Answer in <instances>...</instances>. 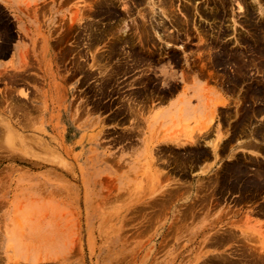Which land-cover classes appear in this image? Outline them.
<instances>
[{"label":"rangeland","instance_id":"obj_1","mask_svg":"<svg viewBox=\"0 0 264 264\" xmlns=\"http://www.w3.org/2000/svg\"><path fill=\"white\" fill-rule=\"evenodd\" d=\"M155 1L18 0L0 264H264V0ZM15 28L0 4L1 60Z\"/></svg>","mask_w":264,"mask_h":264},{"label":"bare ground","instance_id":"obj_2","mask_svg":"<svg viewBox=\"0 0 264 264\" xmlns=\"http://www.w3.org/2000/svg\"><path fill=\"white\" fill-rule=\"evenodd\" d=\"M84 1H85V0H84ZM88 1H90V0H86V2H87L86 4H88ZM105 1H106V0H105ZM125 1H126V0H125ZM161 1H162V0H161ZM167 1H168V0H166V2H167ZM171 1H172V0H171ZM247 1H248V0H247ZM107 2H108V1H107ZM146 2H147V1H146ZM151 2H152V5H153L152 7H153V9H155V10H156L157 7L160 5V4L158 5V4H157V1H155V0H151ZM151 2H149V3H151ZM164 2H165V1H163V3H164ZM220 2H221V0H220ZM248 2H249V1H248ZM260 2H261V1H260ZM263 2H264V1H263ZM93 3H94V2H93ZM159 3H161V2L159 1ZM173 3H174V2H173ZM238 3H239V0H238ZM249 3H250V2H249ZM84 4H85V3H84ZM125 4H126V3H125ZM140 4H141V3H140ZM140 4H139V5H140ZM166 4H167V3H166ZM170 4H171V3H170ZM241 4H242V3H239V8H242V7H243V5H241ZM88 5H89L90 7H92V6H91L92 4H91V5L88 4ZM120 5H121V4H120ZM148 5H149V4H148ZM89 6H87V7H89ZM160 6L163 7L164 5H160ZM165 6H166V5H165ZM165 6H164V7H165ZM245 6H246V3H245ZM127 7H128V6H127ZM169 7H170V5H169ZM210 7H211V6H210ZM252 7H253V6H252ZM84 8L88 10V8H86V7H84ZM92 8H93V7H92ZM166 8H168V7H166ZM141 9H143V8H141ZM151 9H152V8H150L149 10H151ZM163 9H164V8H163ZM170 9H171V8H170ZM196 9H197V8H196ZM209 9H210V8H209ZM122 10H125V9H122ZM126 10H127V9H126ZM144 10H145V9H143V12H144ZM161 10H162V9H161ZM172 10H173V9H172ZM172 10H169V11H172ZM206 10H207V8H206ZM206 10H205V11H206ZM210 10H211V9H210ZM77 11H78V10H77ZM128 11H129V9H128ZM128 11H127V13H128ZM138 11H140V10H138ZM141 11H142V10H141ZM169 11H168V9H167V12H169ZM190 11H191V10H190ZM197 11H199V10H197ZM88 12H89V11H88ZM88 12H87V13H88ZM125 12H126V11H125ZM130 12H131V11H130ZM130 12H129V13H130ZM167 12H165V13H167ZM192 12H193V11H192ZM115 13H116V12H115ZM117 13H118V12H117ZM117 13H116V14H117ZM121 13H122V12H121ZM129 13H128V14H129ZM144 13H145V12H144ZM244 13H245V12H244ZM76 14H77V12L75 13V17H77ZM83 14H84V13H83ZM88 14H89V13H88ZM91 14H92V13H91ZM118 14H119V13H118ZM138 14H140V13H138ZM152 14H153V13H152ZM199 14H201V13H199ZM202 14H204V13H202ZM125 15H126V14H125ZM125 15H124V16H125ZM72 16H73V15H72ZM72 16H71V20H70L71 22L73 21V20H72V19H73ZM83 16H84V15H83ZM103 16H104V15H103ZM121 16H123V15H121ZM145 16H146V15H143L142 17H145ZM167 16H168V15H167ZM170 16H171V15H170ZM73 17H74V16H73ZM85 17H86V16H85ZM89 17H90V16H89ZM101 17H102V16H101ZM175 17H176V16H175ZM175 17H174V18H175ZM202 17H203V16H202ZM213 17H214V16H213ZM213 17H212V18H213ZM80 18H81V17H80ZM80 18H79V19H80ZM82 18H83V17H82ZM92 18H93V17H92ZM146 18H147V17H146ZM149 18H150V19L154 18V20H155L156 17H155V15H154V17L151 18V16H150V17H148V19H149ZM159 18H160V17H159ZM186 18H187V17H186ZM85 19H86V18H85ZM93 19H94V18H93ZM97 19H98V18H97ZM97 19H96V20H97ZM112 19H114V18H112ZM141 19H142V18H141ZM170 19H172V18H170ZM80 20H82V19H80ZM83 20H84V18H83ZM83 20H82V21H83ZM142 20H144V19H142ZM142 20H141V21H142ZM184 20H185V19H184ZM187 20H188V19H187ZM213 20H214V19H213ZM218 20H220V19H218ZM76 21H77V20H76ZM98 21H99V20H98ZM145 21H147V20H145ZM145 21H142V22H145ZM156 21H157V20H156ZM172 21H173V20H172ZM79 22H80V21H79ZM102 22H103V21H102ZM111 22H112V21H111ZM77 23H78V22H77ZM140 23H141V22H140ZM158 23H159V22H158ZM158 23H157V24H158ZM171 23H172V22H171ZM181 23H182V21H181ZM65 24H66V23H65ZM78 24H79V23H78ZM83 24H84V23H83ZM117 24H118V23H117ZM122 24H123V23H122ZM122 24H120V26H122ZM136 24H137V23H136ZM159 24H162L161 21H160ZM198 24H199V23H198ZM95 25H96V24H95ZM98 25H99V24L97 23V26H98ZM165 25H166V24H165ZM70 26H71V25H70ZM79 26H80V25H79ZM81 26H83V25H81ZM89 26H90V25H89ZM102 26H103V25H102ZM111 26H112V25H111ZM86 27H87V26H86ZM105 27H106V26H105ZM113 27H114V26H113ZM158 27H159V25H158ZM220 27H221V26H219V28H220ZM70 28H71V27H70ZM94 28H95V27H94ZM101 28H102V27H101ZM151 28H152V27H151ZM165 28H166V27H165ZM199 28H200V27H199ZM219 28H218V29H219ZM88 29L90 30V28H88ZM105 29H106V28H105ZM108 29H109V28H108ZM116 29H117V28H116ZM116 29H115V30H116ZM129 29H130L129 26H128V25H125V28L123 29V34H125V35L128 34V30H129ZM163 29H164V27H163ZM197 29H198V28H197ZM84 30H85V29H84ZM94 30H95V29H94ZM94 30H93V31H94ZM112 30H113V29H112ZM138 30H139V29H138ZM138 30H137V32H138ZM148 30H149V29H148ZM151 30H152V29H151ZM156 30H157V29H156ZM165 30H166V29H165ZM183 30H184V29H183ZM210 30H211V29H210ZM222 30H223V29H222ZM105 31H106V30H105ZM113 31H114V30H113ZM119 31H120V30H119ZM132 31H133V30H132ZM143 31H144V30H143ZM143 31H142V32H143ZM74 32H75V31H74ZM84 32H85V31H84ZM91 32H92V30H91ZM108 32H110V31H108ZM114 32H115V31H114ZM120 32H122V31H120ZM139 32H140V31H139ZM155 32H156V31H155ZM204 32H205V30H204ZM216 32H217V31H216ZM248 32H249V31H248ZM85 33H86V32H85ZM89 33H90V32H89ZM89 33H88V31H87V34H89ZM116 33H117V32H116ZM118 33H119V32H118ZM143 33H144V32H143ZM199 33H200V32H199ZM202 33H203V32H202ZM209 33H210V32H209ZM263 33H264V32H263ZM90 34H91V33H90ZM90 34H89L88 36H91ZM111 34H112V32H111ZM111 34H110V35H111ZM123 34H122V35H123ZM151 34H152V33H151ZM157 34H158V33H157ZM159 34H161V33H159ZM159 34H158V35H159ZM204 34H205V33H204ZM229 34H230V33H229ZM114 35H116V34H114ZM129 35H130V34H129ZM162 35H163V34H162ZM162 35H159V37H160V39L163 40L164 38L161 37ZM199 35H200V34H199ZM63 36H64V35H63ZM168 36H169V35H168ZM210 36H212V35H210ZM213 36H215V35H213ZM148 37H149V36H148ZM148 37H147V38H148ZM171 37H172V35H170V38H171ZM200 37H201V36H200ZM250 37H251V36H250ZM87 38H88V37H87ZM107 38H109V37H107ZM112 38H113V37H112ZM116 38H118V37H116ZM139 38H140V37H139ZM139 38H138V39H139ZM178 38H179V37H178ZM198 38H199V37H198ZM201 38H202V37H201ZM218 38H219V37H218ZM168 39H169V38H168ZM176 39H177V37H176ZM199 39H200V38H199ZM202 39H203V38H202ZM205 39H206V38H205ZM216 39H217V38H216ZM253 39H254V38H253ZM96 40H97V39H96ZM99 40H100V39H99ZM112 40H114V39H112ZM140 40H141V38H140ZM80 41H81V40H80ZM89 41H90V38H89ZM91 41H92V38H91ZM120 41H121V40H120ZM137 41H138V40H137ZM149 41H150V40H149ZM168 41H169V40H168ZM170 41H171V40H170ZM204 41H205V40H204ZM206 41H207V40H206ZM208 41H209V40H208ZM223 41H224V40H223ZM236 41H237V40H236ZM93 42H94V41H93ZM95 42H96V41H95ZM134 42H135V41H134ZM139 42H140V41H139ZM139 42H138V43H139ZM153 42H154V41H153ZM200 42H202V41H200ZM110 43H113V42H110ZM151 43H152V42H151ZM167 43H169V42H167ZM140 44H141V43H140ZM241 44H242V43H241ZM255 44H256V43H255ZM89 45H90V44H89ZM94 45H95V44H94ZM125 45H126V44H125ZM127 45H128V44H127ZM142 45H143V44H142ZM151 45H152V44H151ZM235 45H236V44H235ZM244 45H245V44H244ZM87 46H88V45H87ZM157 46H158V45H157ZM171 46H172V45H171ZM210 46H211V45H210ZM144 47H145V46H144ZM148 47H149V46H148ZM213 47H214V46H213ZM213 47H212V48H213ZM89 48H90V47H89ZM122 48H123V47H122ZM146 48H147V46H146ZM200 48H201V47H200ZM208 48H209V45H208ZM244 48H245V46H244ZM87 49H88V48H87ZM148 49H149V48H148ZM160 49H161V48H160ZM160 49H159V53H160ZM205 49H206V48H205ZM111 50H112V48H111ZM126 50H127V49H126ZM202 50H203V48H202ZM209 50H210V49H209ZM209 50H207V51H209ZM211 50H212V49H211ZM124 51H125V49H124ZM131 51H132V50H131ZM119 52H120V51H119ZM151 52H152V51H151ZM236 52H237V51H236ZM250 52H251V51H250ZM126 53H127V52H126ZM126 53H125V54H126ZM147 53H148V52H147ZM248 53H249V52H248ZM125 54H124V55H125ZM199 54H200V53H199ZM199 54H198V55H199ZM202 54H203V53H202ZM209 54H210V53H209ZM228 54H229V53H228ZM242 54H243V53H242ZM86 55H87V54H86ZM92 55H93V54H92ZM95 55H96V54H94V56H95ZM101 55H102V54H101ZM118 55H119V54H118ZM124 55H123V56H124ZM126 55H127V54H126ZM126 55H125V56H126ZM165 55H166V53H165ZM200 55H201V54H200ZM243 55H244V54H243ZM257 55H258V54H257ZM79 56H80V55H79ZM94 56H93V57H94ZM121 56H122V55H121ZM125 56H124V57H125ZM159 56H160V54H159ZM207 56H208V55H207ZM209 56H211V55H209ZM95 57H96V56H95ZM95 57H94V58H95ZM98 57H99V56H98ZM162 57H163V56H162ZM229 57H230V56H229ZM243 57H244V56H243ZM243 57H242V59H243ZM245 57H246V56H245ZM94 58H93V59H94ZM128 58H129V57H128ZM128 58H127V59H128ZM131 58H132V57H131ZM137 58H138V57H137ZM205 58H206V57H205ZM247 58H248V57H247ZM263 58H264V57H263ZM78 59H79V58H78ZM98 59H99V58H98ZM242 59H241V60H242ZM251 59H253V58H251ZM96 60H97V59H96ZM124 60H126V59H124ZM166 60H167V59H166ZM94 61H95V60H94ZM94 61H93V62H94ZM98 61H99V60H98ZM98 61H95V62H98ZM71 62H72V61H71ZM93 62H92V63H93ZM95 62H94L93 64H95ZM105 62H106V61H105ZM124 62H125V61H124ZM162 62H164V61H162ZM207 62H208V61H207ZM207 62H206V63H207ZM232 62H233V61H232ZM255 62H256V61H255ZM99 63H100V62H99ZM99 63H98L97 65H99ZM211 63H212V61H211ZM242 63H243V62H242ZM250 63H251V62H250ZM77 64H78V62H77ZM86 64H87V63H86ZM107 64H108V63H107ZM171 64H172V63H171ZM202 64H203V63H202ZM251 64H252V63H251ZM80 65H82V64H80ZM97 65H96V66H97ZM100 65H101V64H100ZM103 65H104V64H103ZM125 65H126V64H125ZM226 65H227V64H226ZM232 65H233V63H232ZM254 65H255V64H254ZM78 66H79V65H78ZM87 66H88V65H87ZM93 66H94V65H93ZM93 66H92V67H93ZM101 66H102V65H101ZM192 66H193V65H192ZM233 66H234V65H233ZM233 66H232V67H233ZM239 66H240V65H239ZM259 66H260V65H259ZM259 66H257V67H259ZM29 67H30V66H29ZM99 67H100V66H99ZM102 67H103V66H102ZM104 67H105V66H104ZM202 67H204V66L202 65ZM228 67H229V66H228ZM240 67H241V66H240ZM257 67H256V69H257ZM75 68H76V67H75ZM143 68H144V67H143ZM188 68H189V67H188ZM235 68H236V67H235ZM246 68H247V67H246ZM252 68H253V67H252ZM260 68H261V67H260ZM90 69H91V68H90ZM100 69H101V68H100ZM100 69H99V70H100ZM106 69H108V68H106ZM190 69H191V68H190ZM194 69H195V68H194ZM199 69H202V68L200 67ZM205 69H206V72H207V71H208V70H207L208 68L205 67ZM214 69H215V68H214ZM91 70H93V69H91ZM102 70H103V69H102ZM162 70H164V69H162ZM167 70H168V69H167ZM167 70H166V71H167ZM203 70H204V69H203ZM257 70H258V69H257ZM80 71H81V70H80ZM144 71H145V70H144ZM155 71H156V70H155ZM164 71H165V70H164ZM209 71H212V69H210ZM241 71H242V70H241ZM241 71H240V72H241ZM258 71H260V70H258ZM262 71H263V70H262ZM100 72H101V71H100ZM100 72H99V73H100ZM103 72H104V71H102V73H103ZM121 72H123V71H121ZM192 72H193V71H192ZM202 72H203V71H202ZM240 72H239V73H240ZM252 72H253V70H252ZM183 73H184V72H183ZM187 73H188V72H187ZM207 73H208V72H207ZM207 73H206V74H207ZM214 73H215V72H214ZM259 73H260V72H259ZM5 74H6V73H5ZM17 74H18V72H17ZM72 74H73V73H72ZM172 74H173V73H172ZM191 74H192V73H191ZM191 74H190V75H191ZM197 74H198V73H197ZM211 74H212V72H211ZM233 74H234V73H233ZM256 74H257V71H256ZM183 75L186 77L185 74H183ZM187 75H189V73H188ZM190 75H189V76H190ZM223 75H224V73H223ZM247 75H248V74H247ZM254 75H255V74H254ZM259 75H261V74H259ZM10 76H11V75H10ZM19 76H20V75H19ZM19 76H17V77H19ZM184 76H183V77H184ZM191 76H192V75H191ZM209 76H211V75H209ZM219 76H220V75H219ZM248 76H249V75H248ZM187 77H188V76H187ZM207 77H208V75H207ZM253 77H254V76H253ZM261 77H262V76H261ZM103 78H104V77H103ZM161 78H162V77H161ZM254 78H255V77H254ZM25 79H26V78H25ZM105 79H106V78H105ZM222 79H223V78H222ZM8 80H9V79H8ZM22 80H23V79H22ZM64 80H65V79H64ZM169 80H170V79H168V81H169ZM181 80H185V78H183V79H181ZM263 80H264V79H263ZM31 81H32V80H31ZM65 81H66V80H65ZM168 81H167V82H168ZM174 81H175V80H174ZM16 82H17V81H16ZM19 82H20V81H19ZM33 82H34V81H33ZM95 82H96V81H95ZM160 82H161V81H160ZM176 82H178V81H176ZM243 82H244V79H243ZM248 82H249V81H248ZM20 83H21V82H20ZM41 83H42V82H41ZM169 83H170V82H169ZM244 84H245V83H244ZM14 87H15V86H14ZM102 87H103V86H102ZM106 87H107V86H106ZM229 87H230V86H229ZM15 90H16V89H15ZM17 92H18V91H17ZM144 92L146 93V91H144ZM9 93H10V92H9ZM27 93H28V92H26V90H25V91H21V92H20V95L25 96V98H26ZM32 93H33V92H32ZM199 93H200V92H198V94H199ZM174 94H175V93H174ZM6 95H7V94H6ZM8 95H9V94H8ZM8 95H7L6 97H8ZM252 95H253V94H252ZM2 96H5V95H2ZM9 96H10V95H9ZM32 96H33V95H32ZM254 96H255V95H254ZM6 97H5V98H6ZM12 97H13V96H12ZM35 97H36V96H35ZM198 97H199V96H198ZM256 97H257V96H256ZM18 98H19V97H18ZM27 98H28V97H27ZM259 98H260V97H259ZM263 98H264V97H263ZM9 99H10V97H9ZM254 100H255V99H254ZM258 100H259V99H258ZM258 100H257V101H258ZM1 102H2V100H1ZM20 102H21V104H20V103H19V104L22 105V101H20ZM259 102H260V101H259ZM261 102H262V101H261ZM16 104H17V103H16ZM19 104H17V105H19ZM144 104H145V103H144ZM9 105H10V103H9ZM20 105H19V106H20ZM14 106H15V105H14ZM29 106H30V105H29ZM33 106H34V105H33ZM17 107H18V106H17ZM22 107H23V106H22ZM26 107H27V106H26ZM15 108H16V107H14V110H15ZM9 109H10V108H9ZM11 109H12V108H11ZM16 109H17V108H16ZM132 109H133V108H132ZM14 110H12V112H13ZM21 110H22V109H21ZM10 111H11V110H10ZM24 111H25V110H24ZM26 111H27V110H26ZM263 111H264V110H263ZM16 112L19 113V109H18V111H16ZM22 112H23V110H22ZM22 112L20 111V114H21ZM28 112H29V111H28ZM28 112H27V113H28ZM18 113H17V114H18ZM253 113H254V112H253ZM20 114H19V115H20ZM134 115H135V114H134ZM142 115H143V114H142ZM15 116H16V115H15ZM24 116H25V115H24ZM25 118H26V117H25ZM20 121H21V120H20ZM1 122H2V125H3L4 128H5L4 131H5L6 133H7V132L9 133L10 130H11V127H12V124L10 123V121H8V120H6V119L4 118V119H2ZM21 122H22V121H21ZM142 122H143V121H142ZM244 122H245V121H244ZM261 122H262V121H261ZM261 122H260V123H261ZM23 124L25 125V123H23ZM26 124H27V123H26ZM257 125H258V124H257ZM218 127H219V126H218ZM257 127H258V126H257ZM254 128H255V127H254ZM255 129H256V128H255ZM104 130H105V129H104ZM218 130H219V129H218ZM239 130H240V129H239ZM246 130H247V129H246ZM249 130H250V129H249ZM141 131H142V130H141ZM254 131H255V130H254ZM244 132H245V131H244ZM254 133H255V132H254ZM262 133H263V132H262ZM3 134H4V133H3ZM259 134L261 135V133H259ZM263 135H264V133H263ZM195 136H196V135H195ZM195 136H191V137H190V135H189L190 138L195 137ZM244 136H246V135H244ZM250 136L252 137V136H255V135L252 134V135H250ZM250 136H248V137L250 138ZM21 137H22V136H21ZM189 137H188V138H189ZM197 137H198V135H197ZM261 137H263V136H261ZM4 138H5V137H4ZM12 138H13V137H12ZM27 138H28V137H27ZM227 138H228V135H225V136L222 135V136H221V135L218 133V142H217L216 144H214V145L211 144V142H210V140H209V143L211 144L212 149L214 150L215 154H217V150H218V148H221L220 145H219V141H221V140H222V141H225ZM13 139H14V138H13ZM30 139H31V138H30ZM250 139H251V138H250ZM255 139H256V137H255ZM257 139H258V138H257ZM11 140H12V139H11ZM24 140H26V139H24ZM184 140H185V139H184ZM186 140H187V139H186ZM190 140H191V139H190ZM248 140H249V139H248ZM252 140H254V139H252ZM262 140H263V139H262ZM258 141H259V139H258ZM26 142H27V141H26ZM192 142H198V140L196 139V137H195V139L193 138V141H192ZM245 142H246V141H245ZM247 142H248V141H247ZM249 142H250V141H249ZM251 142H252V141H251ZM256 142H257V141H256ZM179 143H180V142H179ZM168 144H169V143H168ZM192 144H193V143H192ZM242 144L245 145V143H242ZM246 144H247V143H246ZM249 144H250V143H249ZM255 144H256V143H255ZM255 144H254V145H255ZM262 144H263V142H262ZM179 145H181V144H179ZM240 145H241V144H240ZM254 145H253V146H254ZM33 146H34V145H33ZM241 146H242V145H241ZM248 146H249V145H248ZM258 146H259V145H258ZM223 147H224V146H223ZM246 147H247V146H246ZM250 147H251V146H250ZM233 149H234V148H233ZM253 149H254V147H253ZM256 150H258V148H257ZM234 153H236V152H234ZM156 154H157V153H156ZM233 155H234V154H233ZM217 156H218V154H217ZM238 159H239V158H238ZM234 163H235V162H234ZM226 164H227V163H226ZM229 164H230V163H229ZM183 165H184V164H183ZM198 167H199V166H198ZM249 168H250V167H249ZM251 168H252V167H251ZM251 172H252V171H251ZM248 173H249V172H248ZM252 173H253V172H252ZM258 173H259V172H258ZM218 174H219V173H218ZM261 178H262V177H261ZM173 180H174V179H173ZM214 181H215V180H214ZM214 183H215V182H214ZM239 183H240V182H239ZM180 184H181V183H180ZM215 184H218V183H215ZM215 184H214V185H215ZM187 185H188V184H187ZM212 185H213V184H212ZM239 185H240V184H239ZM239 185H238V186H239ZM206 186H207V185H206ZM176 188H177V187H176ZM186 188H187V187H186ZM228 189H229V188H228ZM228 189H227V190H228ZM169 191H170V190H169ZM167 193H168V192H167ZM246 193H247V192H246ZM254 193H255V192H254ZM261 195H262V194H261ZM161 198H162V197H161ZM163 198H164V197H163ZM148 203H149V202H148ZM201 203H202V202H201ZM203 204H204V203H203ZM231 209H232V208H231ZM181 212H182V211H181ZM183 213H184V212H183ZM242 214H243V213H242ZM161 218H162V217H161ZM231 221H232V220H231ZM248 221H249V220H248ZM250 221H251V220H250ZM234 222H235V221H234ZM230 223H231V222H230ZM249 223H250V222H249ZM150 225H151V224H150ZM252 226H253V225H252ZM171 229H172V228H171ZM225 229H226V228H225ZM219 230H220V229H219ZM229 230H230V229H229ZM210 231H211V230H210ZM223 231H224V230H223ZM231 231H232V230H231ZM218 232H219V231H218ZM225 233H228V232H225ZM231 233H232V232H231ZM235 233H236V232H235ZM235 233L232 234V235L234 236ZM219 234H220V233H219ZM245 234H246V233H245ZM221 235H222V234H221ZM207 236H208V235H207ZM209 236H210V235H209ZM209 236H208V237H209ZM214 236H215V235H214ZM236 236H237V235H236ZM236 236H234V237H236ZM238 236H240V235H238ZM241 236H243V235H241ZM246 236H247V234H246ZM250 236H251V235H250ZM256 236H257V235H256ZM248 237H249V236H248ZM211 238H212V237H211ZM219 238H220V237H219ZM242 238H243V237H242ZM246 239H248V238H246ZM249 239H250V238H249ZM251 239H252V236H251ZM253 239H254V238H253ZM211 240H212V239H211ZM230 240H231V239H230ZM237 240H238V238H237ZM243 240H244V238H243ZM256 240H257V239H256ZM260 240H261V239H260ZM260 240H259V241H260ZM246 241H248V240H246ZM207 242H208V241H207ZM250 242H252V241H250ZM224 243H225V242H224ZM240 243H241V242H240ZM247 243H248V242H247ZM258 243H259V242H258ZM206 244H207V243H206ZM217 245H218V244H217ZM240 245H242V244H240ZM238 246H239V245H238ZM246 246H248V245H246ZM207 247H208V246H207ZM215 247H217V246H215ZM260 247H261V246H260ZM263 247H264V246H263ZM263 247H262V248H263ZM239 248H240V247H239ZM240 249H241V248H240ZM250 249H251V248H250ZM235 251H236V250H235ZM259 251H261V249H260ZM262 251H263V249H262ZM238 252H239V251H238ZM247 253H248V250H247ZM261 253H262V252H261ZM263 253H264V252H263ZM258 254H259V252H258ZM231 255H232V253H231ZM261 255H262V254H261ZM233 256H234V254H233ZM234 257H235V256H234ZM241 257H242V256H241ZM251 257H253V256H251ZM214 258H215V257H214ZM217 258H218V257H216V259H217ZM221 258H223V257H220V259H221ZM225 258H226V257H225ZM228 258H229V257H228ZM257 258H258L257 260H259V257H257ZM208 259H209V258H208ZM218 259H219V258H218ZM223 259H224V258H223ZM243 259H244V258H243ZM261 259H263V258L260 257V260H261ZM227 260H228V259H227ZM237 260H238V259H237ZM239 260H240V259H239ZM244 260H245V259H244ZM243 262H244V261H243ZM245 262H246V261H245ZM245 262H244V263H245ZM244 263H243V264H244ZM248 264H249V263H248ZM251 264H252V263H251ZM253 264H254V263H253Z\"/></svg>","mask_w":264,"mask_h":264},{"label":"crops","instance_id":"obj_3","mask_svg":"<svg viewBox=\"0 0 264 264\" xmlns=\"http://www.w3.org/2000/svg\"><path fill=\"white\" fill-rule=\"evenodd\" d=\"M39 1H41V0H39ZM0 4L4 5L7 8L10 17L15 22V27H16L15 31L17 32L15 40L12 43L10 57L5 59V60L0 59V72H1V70H7V71L12 72V70H14V69L10 68L9 63L13 59V56H20L25 49V46H24L25 41L22 40V35H21L23 32V28L21 27L20 18H22V17L20 16V14L17 12V9H16V8H20V5L18 4V0H0ZM23 22H24V29L27 30V23L25 20ZM44 69H46V66L44 67ZM42 70H43V68H42ZM35 79L36 78L33 76L32 80L35 81ZM176 99L177 98H172L170 101H168L166 104H164V106H169ZM209 99L220 101L219 98H209ZM218 106L219 107H225L223 105H218ZM216 124H217V122H216Z\"/></svg>","mask_w":264,"mask_h":264}]
</instances>
